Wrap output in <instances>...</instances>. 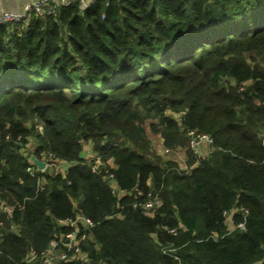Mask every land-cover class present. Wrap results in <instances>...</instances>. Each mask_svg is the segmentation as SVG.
I'll return each mask as SVG.
<instances>
[{"label": "trees", "instance_id": "1", "mask_svg": "<svg viewBox=\"0 0 264 264\" xmlns=\"http://www.w3.org/2000/svg\"><path fill=\"white\" fill-rule=\"evenodd\" d=\"M79 1L0 25V264H44L77 215L85 258L56 264H264V0ZM42 151L59 171L27 170Z\"/></svg>", "mask_w": 264, "mask_h": 264}, {"label": "built area", "instance_id": "2", "mask_svg": "<svg viewBox=\"0 0 264 264\" xmlns=\"http://www.w3.org/2000/svg\"><path fill=\"white\" fill-rule=\"evenodd\" d=\"M75 2V0H32L28 2L22 11H9V10H0V25H23L27 24L32 17H43L45 15H56L61 6H67ZM94 0H80L79 4L81 9L89 8L93 5ZM190 136L189 144L197 153V158H203L208 152V149L213 144L214 140L209 134L200 133L195 129H190L188 131ZM205 141L208 149H202L201 143ZM204 145V144H203ZM90 149V146L87 147ZM169 152V149H166ZM89 150H87V153ZM38 157V156H36ZM96 163L93 165V170H97L98 164L100 163L99 156L95 154ZM41 160H44L45 167L39 169L37 165L33 163L30 156V165L27 170L34 174L36 170L45 171L48 169H55L59 171L64 165L57 154L53 151H42L41 156L38 157ZM114 182V176L112 173L106 176ZM113 191L117 192V187L113 186ZM134 191L141 195L143 191L139 188H135ZM140 204L143 208V211L147 215H153L158 206L161 204V200L157 195H153L152 192H148L146 197L142 201H137L135 204ZM234 209L228 212H225L227 216V221H229L230 228L232 229L235 225L233 223L232 215ZM63 224L72 226L73 229L66 234H61L59 238L53 239L50 242L49 247L42 251L39 257L42 259L44 264H56L61 260H69L72 258H85L84 253L81 249V243L87 237L85 231H81L80 225L83 226L85 230H88L91 226L94 225V222L89 217L83 215H77L75 218H69L62 221ZM232 225V226H231ZM239 226L243 227L244 223H239ZM169 231L176 233V228H169ZM71 250V253L68 251ZM38 255L32 249L27 255L26 259L31 261L35 259Z\"/></svg>", "mask_w": 264, "mask_h": 264}, {"label": "rangeland", "instance_id": "3", "mask_svg": "<svg viewBox=\"0 0 264 264\" xmlns=\"http://www.w3.org/2000/svg\"><path fill=\"white\" fill-rule=\"evenodd\" d=\"M256 58H254L252 60V63H257L258 66H260L261 68L264 69V56L256 53ZM176 118H179V114H175L174 115ZM149 120H147L145 122V126L147 128V130L149 131L148 132V135L150 136L151 140H152V146H153V149L156 150L159 154H161L162 157H164L165 159H172V160H175L176 162L179 163V165L181 167H186V155H185V152L184 150L182 149H178V150H175V151H170V152H167L163 145H162V141H161V138L159 137V135H156L154 134L151 130H149ZM149 128V129H148ZM206 142L203 141L201 143V146H202V149L203 147L208 149L207 145L205 144ZM204 144V145H203ZM192 149V148H191ZM193 150V149H192ZM194 151V150H193ZM195 152V151H194ZM195 154L197 155V153L195 152ZM11 210V209H9ZM228 225L230 227V224H229V221H228ZM232 226V225H231Z\"/></svg>", "mask_w": 264, "mask_h": 264}, {"label": "crops", "instance_id": "4", "mask_svg": "<svg viewBox=\"0 0 264 264\" xmlns=\"http://www.w3.org/2000/svg\"><path fill=\"white\" fill-rule=\"evenodd\" d=\"M30 1L32 0H0V10L22 11L25 5ZM86 1H89V0H86ZM16 27L18 31H22L26 27V24L19 25ZM86 150H89V149L86 148Z\"/></svg>", "mask_w": 264, "mask_h": 264}, {"label": "water", "instance_id": "5", "mask_svg": "<svg viewBox=\"0 0 264 264\" xmlns=\"http://www.w3.org/2000/svg\"><path fill=\"white\" fill-rule=\"evenodd\" d=\"M86 151H83L82 153H81V156H85L86 155ZM31 160L33 161V163L35 164V165H37V167L39 168V169H42V168H44L45 167V162H44V160H41L40 158H38V157H36V155H34V154H32L31 155ZM68 166H66V168H67Z\"/></svg>", "mask_w": 264, "mask_h": 264}]
</instances>
